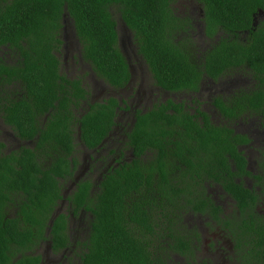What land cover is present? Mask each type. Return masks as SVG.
<instances>
[{
  "label": "trees",
  "instance_id": "16d2710c",
  "mask_svg": "<svg viewBox=\"0 0 264 264\" xmlns=\"http://www.w3.org/2000/svg\"><path fill=\"white\" fill-rule=\"evenodd\" d=\"M178 1L0 0V51L16 58L13 64L0 59V118L22 143L8 151L0 140V264H40L35 251L42 241L54 253L72 248L68 215L55 214L62 190L78 165L77 154L100 151L117 125L118 96L92 100L81 77L61 70L57 54L65 17L80 58L114 91L132 74L118 47L111 8L133 33L137 55L158 88L196 91L203 75L217 78L248 67L262 86L244 99L264 115V0H195L203 8L204 33L218 36L203 52L193 49V28L178 16ZM129 124L131 159H116L97 183L81 179L66 198L70 211L91 215L69 264H165L162 239L168 250L186 255L192 240L184 212L223 222L220 207L206 194L218 185L236 200L238 214L227 225L264 245V219L251 206L255 195L233 178L247 174L236 146L245 137L200 111L190 114L172 98L136 110Z\"/></svg>",
  "mask_w": 264,
  "mask_h": 264
},
{
  "label": "flooded vegetation",
  "instance_id": "af4514ba",
  "mask_svg": "<svg viewBox=\"0 0 264 264\" xmlns=\"http://www.w3.org/2000/svg\"><path fill=\"white\" fill-rule=\"evenodd\" d=\"M188 5L192 8V13L194 12V15L192 18H190L189 15L184 14V17L190 21L191 29L193 28V30H191V34L193 35V32L195 31L194 26L196 24L202 23L204 28V22L202 21L204 14L202 5L197 1L190 0ZM203 35L209 39L208 41L212 40L206 36L204 30ZM217 39L218 36H216V40ZM211 45L205 46V48L202 50L209 49ZM66 49H68V47ZM74 59L75 58L73 57L72 60ZM130 70L132 74L131 81L124 88L116 91L120 93L126 92V96L124 95L125 98L119 99L121 109L118 111L120 114L117 117V121L124 112L127 114H134L137 110L136 105L129 103V97L130 100L136 99L139 101V103L143 102L144 106L150 105L147 101L153 86L143 91L139 89H133L132 79L134 75L131 65ZM261 86V81L254 79L252 72L248 67H237V69L218 75L217 78L203 75L196 91L193 90L184 92L186 93L187 98L189 97V103L184 102L181 99H173L175 102H183L185 109L188 110L190 114H197L198 111H200L204 113V115L213 124L218 125L219 127H225L232 131L234 135H239L246 138V142L236 144V146L237 150L241 152L243 158L246 161L247 174H241L237 172L233 178L235 182L242 184L255 195V200L251 206L253 207V211L258 212L259 216L264 219V115L251 106L249 98L244 99L247 94L260 89ZM155 87L157 86L155 85ZM204 92L207 94L206 97H203ZM171 94L174 95V93ZM218 98H220L221 101ZM201 119L202 116H199L200 121ZM125 128L126 129L122 128V131L120 132L118 131L119 126L115 125L113 131L105 140L104 147H102L100 151H95V149L88 151L85 150V154L87 155H84L82 164H80L81 166L77 165L72 178H70L68 183L65 184V187L62 190L63 197L60 200V204L58 205L60 206L61 203L67 204V211L64 213L68 215V233L71 234L70 238L74 244L72 245V248L66 250L64 249L60 253H54L47 241L40 242L39 247H37L35 251V254H40L41 256L40 264H69L70 257L73 256L74 259L76 258L74 253L75 251L79 252V250L75 248L76 240H74L75 236L72 233H79L81 230L84 232L89 224L90 219L88 220V217H91V215L88 212L83 211L78 212L77 214H75L72 210L70 211V209H68L69 203L66 198L69 194H71L77 182H79L81 179L90 178L88 174L96 172L97 176L90 179L92 182L97 183L101 179L102 172L108 169L110 165L115 163L116 159L121 158V162H128L131 159L132 151L127 147L126 144V132L130 130V124H127ZM8 134L14 137L12 131ZM17 141L18 144L16 148L22 145L19 140ZM11 149L13 148L9 147L7 150L10 151ZM112 150L115 152L113 156L111 155ZM100 167L103 168V171L98 169ZM217 187L219 189L217 195L230 202L231 208H224L220 201L214 199L213 195H211V192L209 191V187H207L206 194H210L215 204L220 207L221 212L219 213V217L223 220V222L216 223L214 221L216 225H209L210 228H207L208 231L214 230V232L211 233L214 237V241L208 246L204 247V256L207 258V260H204L205 264L213 263L212 261L214 260L216 250H222L223 248L229 249V251L223 254V257L218 260V262L221 264H264V245H260L259 242L257 243L254 239L250 240V237L247 235V231L241 230L238 227H235L233 224L227 225L225 222L227 219L233 218L234 214H238L236 200L233 199V197L220 185ZM67 190H69L68 193L66 192ZM56 213L63 212L55 211V214ZM189 213L192 215V217H194V215L208 216V214L193 212ZM185 214H187V212H184V217ZM74 221H79L78 226L73 227L72 223ZM253 238L256 239L254 235ZM192 239V246L190 248L191 251L188 253L191 255H197L198 250L200 249L198 247L199 239H203V237L199 233L196 238L193 237ZM42 245L44 247L43 251L40 249ZM253 248H255V251H253ZM258 249H261V257L256 255ZM74 259H72V263ZM190 263L195 264L192 260H190ZM213 264H217V262H214Z\"/></svg>",
  "mask_w": 264,
  "mask_h": 264
},
{
  "label": "rangeland",
  "instance_id": "374dc122",
  "mask_svg": "<svg viewBox=\"0 0 264 264\" xmlns=\"http://www.w3.org/2000/svg\"><path fill=\"white\" fill-rule=\"evenodd\" d=\"M189 2L190 0H180L177 3H175L174 8L176 9L178 16L184 17L185 16L184 14H187L190 16V18L193 17L194 12L192 13V8L188 5ZM111 12L117 24V31L119 35L118 47L121 50V52L125 55V57L127 58L128 62L132 67V72L134 75L132 79L133 89L135 90L139 89L143 91L153 86L149 99L147 101L149 102L150 105L144 106L143 102L139 103V101H137L136 99L130 100V97L128 98V101H130L129 103H131L132 105H136L137 110L142 108L143 111H146L147 109L153 107L155 102L157 103L158 101L165 102L169 98L172 99L174 98L175 100L181 99L182 101L189 103V97L187 98V95L184 92L172 95L171 93H167L155 87L156 84L148 67L146 66L145 62L140 58V56L137 55V49L135 48L136 46L135 41L133 40L134 39L133 33L130 32L128 28L123 24L116 9L111 8ZM194 30L195 31L193 32L192 35V41L194 42L195 45L193 48L194 50L198 52H203L205 50L202 49H204L205 46H209L212 43H214L215 40L212 39L211 41H208L209 39H207L205 35H203L204 28L202 23L196 24L194 26ZM62 39H63V45L61 46L60 52L57 54L61 61L62 72L66 73L68 77L71 78L81 77L83 79L84 84L88 85L91 88L92 100L101 101V99L106 98L110 95L118 96L119 99L125 98L124 95L126 96V92L120 93V92L112 91V89H110L105 83H103L102 80L97 79L93 74L90 66L82 61L79 53L80 45L75 38L72 24L67 17H65L64 19V31H63ZM67 47L68 49H66ZM73 57L75 58L74 60H72ZM0 59L6 61L9 64H13L16 61V58L13 57L12 54L4 50L0 51ZM206 96L207 94L206 92H204L203 97ZM119 114L120 113H118V116ZM132 115H133L132 113L127 114L124 112L120 116L119 120L117 121V126H119L118 131L121 132L122 128L126 129L125 127L127 126V124H129V122L132 120ZM10 132L11 129L0 118L1 141L7 144V149H9V147L15 149L17 147L18 141L17 139H15L14 137L8 134ZM84 155L87 154H85L83 150L77 154L76 158L78 161V165L82 164L83 161L82 159ZM88 176L90 178H95L97 176V173L92 172L88 174ZM209 191L211 192V195H213L215 200L221 202V205L224 208L225 207L231 208L230 202L226 201L223 197L217 195V193L219 192L218 187L211 186L209 188ZM66 192L68 193L69 190H67ZM56 211L58 212L62 211L64 213L65 211H67V204L61 203V205L58 206ZM89 219L90 216L88 217V220ZM184 219H185L184 223L186 228L191 229V231L188 234L190 235V239L192 241H193L192 238L193 237L196 238L199 235V233L203 237V239H199L198 247L200 249L198 250L197 255L196 254L191 255L190 253L186 255H181L178 252H173L171 250H168L166 248V239H162L160 243L163 244L165 248L163 247L159 248L160 250L159 256L164 261L165 264H191L190 260L194 261L195 264H205L204 260H207V258L204 256L205 255L204 247L208 246L214 241V237L211 234L212 232H214V230L208 231L207 228L208 227L210 228L209 225H216L214 223V219L209 215L208 216L194 215V217H192L190 213L185 214ZM78 224L79 221H74L72 223L73 227L78 226ZM72 234L75 236L76 241L82 239L81 233H72ZM156 241H158V239ZM158 246H162V245H158ZM40 249L41 251L44 250L43 245L40 247ZM228 251L229 249L226 248H223L222 250L221 249L216 250L214 255V260L212 262L213 263L217 262V264H221L220 262H218V260H220V258L223 257V254H225Z\"/></svg>",
  "mask_w": 264,
  "mask_h": 264
}]
</instances>
